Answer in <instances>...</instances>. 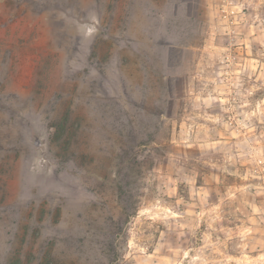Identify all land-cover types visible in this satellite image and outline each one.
<instances>
[{"label":"rangeland","instance_id":"rangeland-1","mask_svg":"<svg viewBox=\"0 0 264 264\" xmlns=\"http://www.w3.org/2000/svg\"><path fill=\"white\" fill-rule=\"evenodd\" d=\"M0 264H264V0H0Z\"/></svg>","mask_w":264,"mask_h":264},{"label":"trees","instance_id":"trees-1","mask_svg":"<svg viewBox=\"0 0 264 264\" xmlns=\"http://www.w3.org/2000/svg\"><path fill=\"white\" fill-rule=\"evenodd\" d=\"M145 159H146V161L148 160V159H150L149 157H145ZM129 203V202H128ZM134 204H130V207H132ZM137 210V207L135 206L134 207V211H136ZM134 213V212H133Z\"/></svg>","mask_w":264,"mask_h":264}]
</instances>
